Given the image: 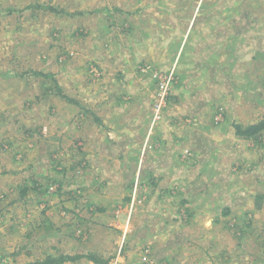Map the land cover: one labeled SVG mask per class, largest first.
Instances as JSON below:
<instances>
[{
  "label": "rangeland",
  "instance_id": "rangeland-1",
  "mask_svg": "<svg viewBox=\"0 0 264 264\" xmlns=\"http://www.w3.org/2000/svg\"><path fill=\"white\" fill-rule=\"evenodd\" d=\"M141 117L145 140L95 149V118ZM262 118L264 0H0V264H264V136L235 128Z\"/></svg>",
  "mask_w": 264,
  "mask_h": 264
},
{
  "label": "crops",
  "instance_id": "crops-1",
  "mask_svg": "<svg viewBox=\"0 0 264 264\" xmlns=\"http://www.w3.org/2000/svg\"><path fill=\"white\" fill-rule=\"evenodd\" d=\"M40 95V94H39ZM39 95H37L36 97H38ZM139 109L141 110V107H137V106H135V108H134V111L132 112L133 114H132V116H130V118L131 117H133V115H135V114H139ZM2 112H4V110H2ZM126 117H127V115H126ZM125 117V119H124V121L126 122V120H128L127 118ZM143 118L141 117L140 119H138V120H134L135 122H141V124H138L137 126H134V124H132L131 126H126L125 124H123L125 127L123 128L121 125H122V123H123V121L121 122V123H119V124H121V125H118V126H116V124H114V125H111L109 122V120H103V121H100V122H98L97 123V125L95 126V124L93 123L92 125H94L93 127H98V128H103L104 129V131H105V134L103 135V132H101L97 137H99V136H102L101 138H104V141H95L94 142V147H95V149H99V147H102L103 146V144L105 143L106 144V137L108 138V142H109V145H112V144H119V145H122V144H125V143H121V142H124V136H122V138H121V142H118V141H116V140H114L113 139V136H111V131H112V133H114V135L116 136V135H118L119 133L121 134V133H124L125 134V136H126V138L128 139L127 140V145H129V144H135L136 142H138V143H140V142H142V140H145V135H144V133H143V130H145V127L144 126H142V124H143ZM134 121H132V122H134ZM127 123V122H126ZM77 125H83V121L81 120V121H78V123H77ZM36 128L37 127H39L38 125H36L35 126ZM118 128H123V130H121V129H118ZM39 130H40V128L38 129V133H39ZM115 130H117L118 131V134L115 132ZM107 131H110V133H107ZM123 131V132H122ZM47 137H48V135L44 132V134L43 133H41V130H40V133L38 134V136H37V139H38V141H39V143H40V147H41V151H40V153L42 154L43 153V149H42V147H44V141H45V139H47ZM56 138H58L56 141H55V144L58 146V148H59V146H63L62 144H61V142H62V138H63V135L62 134H57V136H56ZM119 147H122V146H119ZM66 152L68 153V154H70L67 150H66ZM96 153L97 154H95L94 155V160L96 161V162H101L102 160H107V156H108V159H110V160H112L111 158H113V156L114 157H117V158H121L122 157V155L121 154H118V155H115V154H101V152L99 151V150H96ZM71 155V154H70ZM71 157L73 158V156L71 155ZM132 159V158H131ZM131 159H128V161L129 160H131ZM134 159V158H133ZM132 159V160H133ZM123 161H125V160H123ZM127 161V162H128ZM125 163V162H124ZM100 164V163H99ZM97 165V164H96ZM102 165V164H101ZM123 163H121L120 164V167L118 168L119 169V171L117 172V171H111V173L112 174H110V176L111 177H113V178H115V177H118V179H120L121 180V183H122V181H124L123 180V178H126V180L129 178L128 177V175L130 174V165L127 163H125V165H126V167H124V169H123ZM103 166H105V165H103ZM106 167V166H105ZM107 168H109V167H107ZM119 177H121V178H119ZM126 180L124 181V182H126ZM107 183H109V182H107ZM125 183H122V186L124 185ZM110 190H112V192H114V191H116V190H118L119 188H121V187H117V181L116 180H113L112 182H111V185H110ZM20 188V187H19ZM98 188V187H97ZM9 189V193H14V192H16V197L14 198V200L15 199H18L20 196H19V190L20 189H17V188H8ZM123 189V188H122ZM123 190H125V189H123ZM112 194V193H111ZM109 195V194H108ZM107 195V196H108ZM19 196V197H18ZM21 198V197H20ZM21 199H23V198H21ZM22 201V200H21ZM133 202H134V200L132 201V205H133ZM87 204L85 203V205L83 206L85 209H86V207H89V205H87ZM131 205V206H132ZM110 209H112V205L110 206ZM77 214H78V212H77ZM79 216V215H78ZM110 216V215H109ZM109 216H105V215H103L102 214V216H101V218H100V220L99 221H96L94 218H91V221L90 222H88V220L87 221H85V223L87 224V225H89V226H91L92 228H94V229H96V230H99V229H105V230H107V231H109V228H111V226H110V223L111 222H109L108 221V218H109ZM106 217V218H105ZM112 217V216H111ZM105 218V219H104ZM129 218V216L128 217H126V219H128ZM104 219V220H103ZM125 219V220H126ZM125 222V221H124ZM124 222H123V224H124ZM130 221H129V219H128V221H126L125 223H126V225H128V223H129ZM76 223H78V219H77V221H76ZM85 224V225H86ZM147 225H148V223H147ZM199 225L202 227V225L199 223ZM118 227V226H117ZM63 230V229H62ZM72 232V231H71ZM66 234H63V232L60 234V236H59V238L60 239H62V238H64V236H65ZM126 235V234H125ZM123 232H122V234H121V236H120V238H123ZM79 238H80V236H78ZM152 237H154L153 235H152ZM92 239V238H91ZM90 239V240H91ZM115 239L114 238H111V241H114ZM102 242V241H101ZM86 253V251H84V252H79V251H77L76 249H71V250H66V251H59V250H51V251H47L46 252V254H65V255H68V256H75V255H81V254H85ZM204 255H205V252H204ZM204 255H202V260L205 258V256ZM228 256H226V258H227ZM74 262V261H73ZM73 262H65V263H63V264H73ZM182 264H184L183 262H182Z\"/></svg>",
  "mask_w": 264,
  "mask_h": 264
},
{
  "label": "trees",
  "instance_id": "trees-1",
  "mask_svg": "<svg viewBox=\"0 0 264 264\" xmlns=\"http://www.w3.org/2000/svg\"><path fill=\"white\" fill-rule=\"evenodd\" d=\"M34 74L41 75L40 72H34ZM47 76H50V81H52V83L55 84V88H57L59 85L57 84L56 79L53 77V75L50 74V75H46V77ZM42 94H43V91H42ZM94 120L100 122V120L98 118H95ZM235 128H236L237 134L242 136V137L248 138V137L257 136V135L258 136H264V118L260 119L256 123L249 124L246 127H243L241 125L240 126L237 125ZM57 139L58 138H54V139L47 138V139H45L44 144H43L44 147H42L44 155H46L50 158L57 156L58 149H59L58 146L55 144V141ZM144 179H145V177H144ZM57 187H56V189H57ZM59 188H60V186H59ZM19 189L21 190V191L19 190L20 191L19 192L20 197L24 198L27 188L24 187V189H26V190H24L22 188H19ZM35 190L37 193H41V187L36 188ZM20 197L18 199H15L14 201L23 200ZM255 198H256V201H257V198H259V200L261 199L260 196L259 197L256 196ZM255 206H256V208H259L258 202L255 203ZM218 208H220L219 209L220 213L223 215H227L230 211V209H228L227 206H220L219 204H217L215 209L218 210ZM246 221L248 223L244 224L243 226L241 225V228L244 227L245 229H250V226L252 225V220L246 219ZM226 226H231V223H228ZM254 230H255L254 228H251L249 231L254 232ZM81 257H83L86 260L92 261L94 264H99V263L105 264L106 263V261H102V260L100 261L94 254L87 252L85 254L75 255V256H68L65 254H45L42 258L35 259V260H32V261L24 263V264H63L65 262H69V261L70 262L76 261L77 259H79Z\"/></svg>",
  "mask_w": 264,
  "mask_h": 264
}]
</instances>
